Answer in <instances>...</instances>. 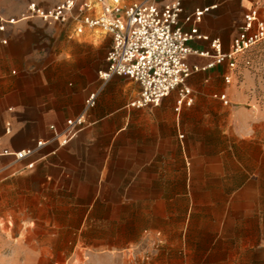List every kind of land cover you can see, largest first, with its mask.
<instances>
[{"label": "crops", "instance_id": "obj_1", "mask_svg": "<svg viewBox=\"0 0 264 264\" xmlns=\"http://www.w3.org/2000/svg\"><path fill=\"white\" fill-rule=\"evenodd\" d=\"M30 1L54 3L0 0V15L19 20L0 31V149L17 152L45 143L23 161L0 155V264H141L134 248L152 228L154 207H184V197L201 189L235 197L223 220L229 228L223 264H264V207H248L247 201L249 194L264 193L262 122L255 127L260 138L234 141L243 152L229 157L238 166L225 169L223 177L215 166L203 167L207 177L200 173L203 163L216 158L194 156L188 138L205 101H219L224 93L235 97L225 76L233 78L236 69L230 70L227 61L209 66L215 60L211 41L220 39L229 52L244 13L258 0H183L179 22L185 30L195 26L186 21L195 9L211 8L198 23L208 39L190 42L199 52L189 55L188 62L200 70L188 80L194 104L181 113L175 111L176 91L159 106L132 107L141 93L139 82L124 75L100 76L108 68L112 36L78 31L72 22L23 18ZM93 93L96 102L86 111V127L62 144L51 125L62 131ZM248 130L244 125L241 131ZM241 131L235 134L241 136ZM249 144L260 149L251 169L258 172L253 183L248 178ZM158 213L167 216L165 208ZM197 239L176 238L175 264H189L188 252L196 248L187 245H196Z\"/></svg>", "mask_w": 264, "mask_h": 264}, {"label": "built area", "instance_id": "obj_2", "mask_svg": "<svg viewBox=\"0 0 264 264\" xmlns=\"http://www.w3.org/2000/svg\"><path fill=\"white\" fill-rule=\"evenodd\" d=\"M211 7L197 8L186 17L194 22L191 30H185L179 22L183 12V0H54L50 6L35 1L28 2L23 18H39L44 22H72L78 31L87 28L99 30L112 36V45L107 53L108 68L100 72L105 80L113 75H124L141 85L139 98L131 102L132 107L159 106L173 91L177 92L175 111L181 113L184 107L194 104L193 90L189 78L200 67L190 65L188 57L199 51L190 42L207 38L200 33V23ZM16 18L0 15V31L8 24H15ZM264 42V0H258L244 13L241 29L234 36L229 52H224L220 39H213L211 46L215 60L209 66L228 62L230 70L237 68L239 57L252 47ZM232 76H225L230 83ZM224 104L230 103L224 93L220 96ZM96 102V94L86 99L84 111L69 118L62 131L55 125V139L68 143L86 127V111ZM7 132L10 129L7 128ZM45 141H38L34 148L14 152L0 149V155H14L16 161H23L34 155ZM34 167V162L27 164Z\"/></svg>", "mask_w": 264, "mask_h": 264}, {"label": "rangeland", "instance_id": "obj_3", "mask_svg": "<svg viewBox=\"0 0 264 264\" xmlns=\"http://www.w3.org/2000/svg\"><path fill=\"white\" fill-rule=\"evenodd\" d=\"M229 85L235 92V97L228 93L232 104L226 105L222 100L211 103L205 101V106L198 110L197 117L193 119L191 134H185L184 140L187 136L193 140L190 150L194 156L216 158L215 163L201 165L200 173L205 174V177L206 170L203 167L215 166L216 173L223 177L225 169L229 172L230 168L238 166L229 160V157L240 156V151L243 152L234 143L238 137L243 139L247 136L248 142L260 138V133L255 134V127L261 122L264 126V42L239 57ZM231 106H235L232 111L228 110ZM220 107H224V110L221 111ZM244 125L249 129L245 134L241 131ZM238 131H241V136L235 134ZM248 146V178L253 183L258 179V172L251 169L255 166L257 151L260 152V149L253 144ZM204 190L201 189L195 196H185L184 207H154L157 212L151 220L152 228L143 232L144 239L134 248L141 264H175V241L183 235L198 238L196 245H187L189 248H196V251L188 252L189 264H223L224 258L228 256V252H224V231L229 229L225 227L223 220L228 212H225L226 207L235 197L208 195ZM247 201L248 207H264V193L249 194ZM161 208L166 209V217L163 213L161 216L158 213ZM262 213L261 221L264 226V210ZM166 249L168 250L165 251ZM234 254L233 252V256ZM165 255L168 256L167 261L164 259ZM234 260L238 261L233 259V262Z\"/></svg>", "mask_w": 264, "mask_h": 264}]
</instances>
